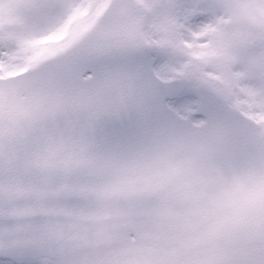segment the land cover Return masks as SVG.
<instances>
[{"label": "snow or ice", "instance_id": "1", "mask_svg": "<svg viewBox=\"0 0 264 264\" xmlns=\"http://www.w3.org/2000/svg\"><path fill=\"white\" fill-rule=\"evenodd\" d=\"M0 264H264V0H0Z\"/></svg>", "mask_w": 264, "mask_h": 264}]
</instances>
